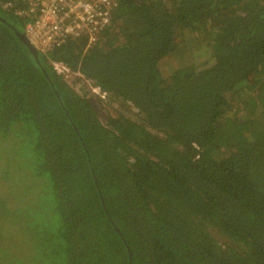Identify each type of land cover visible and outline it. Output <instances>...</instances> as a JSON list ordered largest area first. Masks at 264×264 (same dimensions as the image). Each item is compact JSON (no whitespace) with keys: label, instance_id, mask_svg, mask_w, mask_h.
Instances as JSON below:
<instances>
[{"label":"trees","instance_id":"obj_1","mask_svg":"<svg viewBox=\"0 0 264 264\" xmlns=\"http://www.w3.org/2000/svg\"><path fill=\"white\" fill-rule=\"evenodd\" d=\"M5 1L25 4L0 0V180L27 153L52 216L0 193V228L21 225L0 264H264V0H121L92 46L39 56Z\"/></svg>","mask_w":264,"mask_h":264},{"label":"built area","instance_id":"obj_2","mask_svg":"<svg viewBox=\"0 0 264 264\" xmlns=\"http://www.w3.org/2000/svg\"><path fill=\"white\" fill-rule=\"evenodd\" d=\"M24 6L5 1L3 7L23 17L25 33L41 52H49L62 45L69 35L88 36L87 47L92 46L99 34L110 24L120 7L121 0H23ZM57 74L82 93L81 81L92 92L102 90L85 75L66 62L51 59Z\"/></svg>","mask_w":264,"mask_h":264},{"label":"rangeland","instance_id":"obj_3","mask_svg":"<svg viewBox=\"0 0 264 264\" xmlns=\"http://www.w3.org/2000/svg\"><path fill=\"white\" fill-rule=\"evenodd\" d=\"M244 83H245V80H244ZM83 86L85 89L87 88L86 84H84ZM98 95H100L102 98L105 97L102 91H100V94ZM102 101L104 100L102 99ZM106 108L109 111H112V114L115 115L116 111L113 110L111 105ZM108 110H107V113H105L106 116H108ZM164 139H166L165 136H164ZM21 145L22 144L19 142H11V146L13 147V149H10L7 152V154L9 153L11 155V152L14 149L19 148ZM26 154L25 153L21 155L16 154V153L13 154V157L7 160V165L3 169L5 170V174L3 173V176L6 178H3L0 180V193L4 194L6 192L10 197H12V199L10 201V198H9V204L6 207V210H5V207L3 206L2 212L9 211L10 208H13V211L15 213H18V214L24 213L27 216H29V220L31 221L35 219L34 223L37 224V226L38 224L43 225L45 224V222L50 221L51 216H52V215H48L47 210H45V208H42V206L46 205V202H48L49 204L50 202L49 193L51 192H49V187H47V178L45 179L43 178L44 182L43 183L40 182V186L37 189L36 179L38 180L42 178L43 176H39L35 172V168L33 171L32 164L34 165V162L33 163L31 162L32 157ZM21 164L23 168L21 170L22 172L20 173L18 171V167ZM32 213L34 217L31 215ZM3 219L4 217H2L1 220ZM23 221L24 220H21L20 218L18 219V222H23ZM20 228H21V225L15 226L14 229H12L9 225L4 226L3 228H0V239L3 240L5 243L10 242L11 240L18 239L19 238L18 231H20L19 230ZM13 243L19 244L21 242H18L17 240V242H13Z\"/></svg>","mask_w":264,"mask_h":264},{"label":"water","instance_id":"obj_4","mask_svg":"<svg viewBox=\"0 0 264 264\" xmlns=\"http://www.w3.org/2000/svg\"><path fill=\"white\" fill-rule=\"evenodd\" d=\"M0 19L9 22L10 25H13V23L10 22V21H8V19H7L6 17H4L1 13H0ZM17 33H18L19 36L25 41V43H27L28 46L32 49L34 55H35V56H39V51H38L37 47L34 46V45L31 43V41L29 40V38H28V36L26 35V33H25L24 31H22V30H18V29H17ZM92 99H93V98H92ZM95 104H96V103H95ZM95 106H96V109H97V111H98V106H97V104H96Z\"/></svg>","mask_w":264,"mask_h":264},{"label":"clouds","instance_id":"obj_5","mask_svg":"<svg viewBox=\"0 0 264 264\" xmlns=\"http://www.w3.org/2000/svg\"><path fill=\"white\" fill-rule=\"evenodd\" d=\"M22 31H24L25 32V30H22ZM27 35V34H26ZM30 40V39H29ZM102 88V87H101ZM83 89H84V92L85 93H87V94H89V95H91V98H93V97H95V95H98V94H100V93H96V92H92V91H90L89 89H85L84 87H83ZM102 92H103V90H101ZM104 95V94H103ZM94 99V98H93Z\"/></svg>","mask_w":264,"mask_h":264},{"label":"flooded vegetation","instance_id":"obj_6","mask_svg":"<svg viewBox=\"0 0 264 264\" xmlns=\"http://www.w3.org/2000/svg\"><path fill=\"white\" fill-rule=\"evenodd\" d=\"M93 98H94V99H93V100H94V101H93L94 103H95V101H96V102H98V101H99V102H102V99H101L102 97H101L100 95H95V97H93ZM97 106H98V105H97ZM103 111L105 112V109H104V108H103ZM99 112H100V114H102V111H101V110H100Z\"/></svg>","mask_w":264,"mask_h":264}]
</instances>
